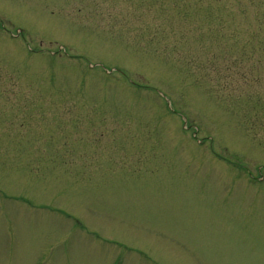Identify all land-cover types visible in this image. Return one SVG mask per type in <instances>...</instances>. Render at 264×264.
Here are the masks:
<instances>
[{"label": "rangeland", "instance_id": "rangeland-1", "mask_svg": "<svg viewBox=\"0 0 264 264\" xmlns=\"http://www.w3.org/2000/svg\"><path fill=\"white\" fill-rule=\"evenodd\" d=\"M0 264H264V0H0Z\"/></svg>", "mask_w": 264, "mask_h": 264}]
</instances>
